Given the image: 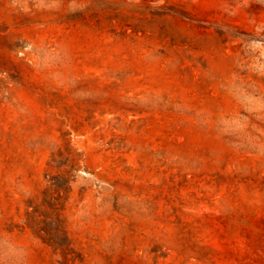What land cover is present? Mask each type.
<instances>
[{"label":"rangeland","instance_id":"obj_1","mask_svg":"<svg viewBox=\"0 0 264 264\" xmlns=\"http://www.w3.org/2000/svg\"><path fill=\"white\" fill-rule=\"evenodd\" d=\"M0 264H264V0H0Z\"/></svg>","mask_w":264,"mask_h":264},{"label":"trees","instance_id":"obj_2","mask_svg":"<svg viewBox=\"0 0 264 264\" xmlns=\"http://www.w3.org/2000/svg\"><path fill=\"white\" fill-rule=\"evenodd\" d=\"M36 232L41 237V239L43 240V242L44 241H47V239L45 237L46 236L45 229L39 228V229L36 230ZM57 233L65 234V231L62 229L61 223L58 224Z\"/></svg>","mask_w":264,"mask_h":264}]
</instances>
